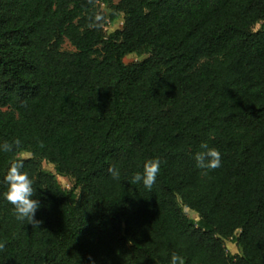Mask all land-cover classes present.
Here are the masks:
<instances>
[{
	"label": "trees",
	"instance_id": "trees-1",
	"mask_svg": "<svg viewBox=\"0 0 264 264\" xmlns=\"http://www.w3.org/2000/svg\"><path fill=\"white\" fill-rule=\"evenodd\" d=\"M16 138L0 264H264V0H0V143ZM202 142L219 168L196 166ZM157 157L151 190L129 184ZM17 159L38 226L2 196Z\"/></svg>",
	"mask_w": 264,
	"mask_h": 264
},
{
	"label": "clouds",
	"instance_id": "clouds-1",
	"mask_svg": "<svg viewBox=\"0 0 264 264\" xmlns=\"http://www.w3.org/2000/svg\"><path fill=\"white\" fill-rule=\"evenodd\" d=\"M21 140L16 138L0 143V153L13 152L20 146ZM201 151L195 154L196 166L199 169L210 170L221 166V153L207 143L202 142ZM161 160L157 158L147 159L143 164L142 172L133 173L128 182L131 185L142 183L145 189L151 190L155 184L157 175L160 171ZM108 173L113 179H119L120 172L115 167H109ZM6 185L2 193L3 199L13 206L14 214L18 221L27 222L31 225H39L40 220L36 219V213L41 208V201L34 195L36 191L33 187V180L24 170V161L17 159L11 162L3 180ZM179 257L173 254L170 258V264H178ZM87 264H97L95 258L89 256Z\"/></svg>",
	"mask_w": 264,
	"mask_h": 264
},
{
	"label": "rangeland",
	"instance_id": "rangeland-1",
	"mask_svg": "<svg viewBox=\"0 0 264 264\" xmlns=\"http://www.w3.org/2000/svg\"><path fill=\"white\" fill-rule=\"evenodd\" d=\"M102 8L106 11L107 8L102 5ZM123 16L121 15V17L115 21L114 23H111L107 28H106V33L107 34H110L112 33L113 31L117 30V29H121L123 27ZM255 30H258L259 29V26H256L254 28ZM63 49L64 50H68V51H74V48L68 43L66 42L63 46ZM148 57V55H143V56H137L136 54H131V55H128L127 57L124 58V63L125 64H131V63H135L137 61H142L144 59H146ZM20 157L21 158H29L31 157L30 154H27V153H22L20 154ZM43 169L46 170V171H49V172H52V173H55V170H54V167L53 165L49 164L48 162L44 161L43 162ZM58 181L60 182V184L62 185V187L66 190H71L74 186V183L71 179L69 178H66V177H61V176H58ZM184 211L186 213V215L188 216L189 219L195 221V222H198L199 220V217L196 213L190 211L189 209L187 208H184ZM239 232H237L238 234ZM226 247L228 249V251L232 254H237L238 253V250L235 246V244L231 241V240H227L226 241Z\"/></svg>",
	"mask_w": 264,
	"mask_h": 264
}]
</instances>
